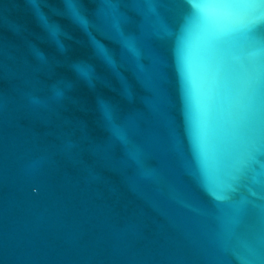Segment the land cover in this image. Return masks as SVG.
<instances>
[{"label": "water", "instance_id": "95a60500", "mask_svg": "<svg viewBox=\"0 0 264 264\" xmlns=\"http://www.w3.org/2000/svg\"><path fill=\"white\" fill-rule=\"evenodd\" d=\"M187 9L0 0V264H264V26Z\"/></svg>", "mask_w": 264, "mask_h": 264}, {"label": "snow or ice", "instance_id": "6c2138e0", "mask_svg": "<svg viewBox=\"0 0 264 264\" xmlns=\"http://www.w3.org/2000/svg\"><path fill=\"white\" fill-rule=\"evenodd\" d=\"M189 33L209 49H222L243 37L249 51L264 26L259 0H185Z\"/></svg>", "mask_w": 264, "mask_h": 264}]
</instances>
